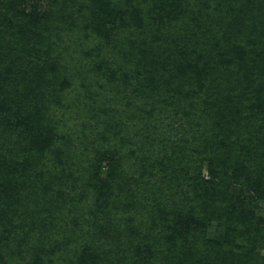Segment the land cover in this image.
<instances>
[{
    "label": "rangeland",
    "instance_id": "rangeland-1",
    "mask_svg": "<svg viewBox=\"0 0 264 264\" xmlns=\"http://www.w3.org/2000/svg\"><path fill=\"white\" fill-rule=\"evenodd\" d=\"M227 1L0 0V193L4 175L7 179V172L17 165L19 182L15 192L8 193L12 206L34 194L32 199L55 202L54 215L67 214L65 204L71 205L70 200L82 194L85 208L80 204L71 212L79 226L90 220L89 209L96 210L101 199L102 216L112 218L113 226L108 228L123 238L121 243L114 235L103 241L110 242L111 251L126 264L134 260L138 264H264V114L263 132L247 150L231 146L218 135L217 123L202 120L204 115L191 109L194 95L211 84L216 89L221 55L207 47L212 41L222 46V39L208 41L211 26L204 37L194 39L189 35L193 18L176 19L183 9L194 17L208 3L221 6ZM242 1L238 6L232 1L237 15L229 16L246 10L250 2ZM164 15L177 21L166 24L167 30L159 25ZM245 26L243 40L253 41L257 24ZM89 30L92 37L86 39ZM130 38L138 43L137 59L147 55L153 60L144 71L115 66L116 78L106 77L113 61L107 44L123 41L129 45L125 40ZM99 43L101 58L96 59L94 48ZM126 51L134 47H125ZM99 61L108 69H101ZM250 63L247 70L254 64L251 58ZM196 68L206 76L189 80ZM137 71L142 73L140 87L150 89V78L157 87L142 108L145 120L150 121L148 127L140 119L144 114L129 105L135 97L131 76ZM238 71L231 66L230 72ZM114 80L118 84L111 83ZM191 83L198 87L191 98L180 94L183 85L186 89ZM262 85L260 80L242 101L248 114L247 98ZM144 96L135 105L145 101ZM260 105L257 108L264 111V104ZM39 121L44 125L43 138L50 142L49 152L42 153L35 143ZM23 134L28 138L25 141L20 140ZM146 136L156 143H147ZM113 158L117 163L109 179ZM213 167L217 178L207 185ZM195 171L201 174L198 181L191 180ZM41 172L43 185L34 180ZM93 173L94 183L88 188ZM83 176L84 181L76 186L75 179ZM103 182H108L104 192ZM254 190L262 194L257 197ZM47 216L44 212L42 219ZM17 219L13 218L14 224L20 222ZM21 224L26 222L21 220ZM160 231L173 239L177 252L151 255ZM4 236L5 232L0 233V257H5L0 264L14 260ZM12 242L17 249V240Z\"/></svg>",
    "mask_w": 264,
    "mask_h": 264
},
{
    "label": "trees",
    "instance_id": "trees-1",
    "mask_svg": "<svg viewBox=\"0 0 264 264\" xmlns=\"http://www.w3.org/2000/svg\"><path fill=\"white\" fill-rule=\"evenodd\" d=\"M232 1L237 4L236 6L243 2L242 0H228L226 4L223 3L221 6H215L213 3L210 4L207 2L208 4L204 6L205 9L201 13L196 12L194 17L191 16L190 11L188 10L186 12L187 14H184L185 9H183L180 15L176 14V19H184V17L193 18V20L189 22L190 25L193 24V30L190 29L189 35H192L193 37L196 36L194 39L197 38L198 40L199 37H204L210 26L209 37H207L208 41L214 40L215 38L222 39V46L220 45V47H217L215 46L216 43L212 41L207 47V49L211 48L216 52L218 50V56L221 55L219 57L221 64L219 62L217 75L218 84L216 89L213 84H211L210 88L206 87L205 91H202V94L194 95V100L190 102L191 109L202 113L204 115L202 120L217 123L215 127L218 129V135L221 134L225 141L231 143V146H237L242 149L247 148V150H249L254 146V141L258 140L256 138L263 132L261 120L264 111H261V108L257 107L262 106L260 104H264V85H262L254 95H250V97L247 98V101H250L251 110L249 112L251 114L246 112V105L244 106L242 101L249 91L256 89L255 85L259 83L260 80L264 83V41L260 40V38H264V0H260V3L253 0H247L250 3L245 6L246 8L244 9L246 10H243L242 14L236 17L229 16L235 14L236 11V6ZM224 5L226 9H224ZM56 13L59 14L60 12L58 11ZM161 19L162 23L159 25L166 30L168 23L174 25L177 22L174 19H168L165 15L162 16ZM239 23L241 25H239ZM255 23L257 24V29H255L254 40L250 41L247 39L244 41L245 34L242 32V29L245 30V28H248L245 26L247 24ZM70 26H72V24H70ZM258 26H260V29ZM60 27L59 24L55 26L56 32H59ZM72 27L75 29L77 28V25L75 24ZM230 30L233 32L229 33L228 31ZM89 31L90 35H86V39L92 37V32L91 30ZM55 36L56 34L53 35V37ZM125 41H128L129 45H126L123 41H113V44H107V51L109 52L110 47L113 51L111 57L113 61L109 63L111 65L109 71L107 70L108 67L103 64L104 61H101V63L100 61L98 62V64L103 65L101 66V69L105 68V70H107L106 77L112 79L116 78L114 73L115 66H123V70H126L127 66H135V69L140 68L144 71L148 62L153 60V57L147 55H145L144 59H137V54L134 52L137 49L138 43L131 38ZM144 43L145 41H143V44ZM225 44L227 46L226 49L224 48ZM100 46L101 44L99 43L97 48H94V50H96L93 56L96 59L101 58V54L98 53V48ZM125 47L132 50L134 47V51L125 52ZM250 58L251 62L254 64L249 70H247L248 66H251ZM232 65L238 68V74L230 72ZM91 67L92 66H90V68ZM194 73V77H191L192 79L190 78L189 80H199L200 75L206 76L201 71V68H198V72L197 68L193 70L192 74ZM196 73L197 75L199 74L198 78ZM249 73L251 74L250 76ZM141 76V71H137L135 75L131 76L132 82H135V87L131 94L135 97L130 99L131 102L129 105L131 107L134 106V108L136 106L135 109L144 114L140 116V119L145 123V127H148L150 121L148 119L145 120L146 116L142 108H144V106L147 107L145 103H149L148 94L157 92V87L155 85V80L151 78L150 82H152V84L150 89L143 86L140 87L139 80L141 79ZM111 83L118 84L115 80ZM185 85H183V91H181L180 94L186 96L189 94L190 96H188V98H191L193 92L195 93V89L198 88L196 87L197 84L191 83L186 89H184ZM221 86H230L229 88L231 89L227 91L221 89ZM237 88L239 89L238 94H236ZM216 90H218V92ZM171 91L175 90L171 89ZM177 93H179V91ZM143 95H145V101L143 99L140 105H135V102L140 101ZM257 102H260V104ZM255 108L258 110L256 111ZM37 126L35 133L37 132L38 135H40L36 138V145L41 147L40 149L42 153L51 151L50 142H47V139H44L43 134H41L43 131L41 127H44L43 123L39 121ZM27 139L28 138L25 137L24 134L20 137L21 141ZM145 140L147 143H151V145H154L157 141L151 136H146ZM220 140L219 143L225 146V143ZM22 155H25V153ZM212 160L215 161V159ZM250 161H252V159H250ZM116 163L117 161H115L114 158L110 160V166L108 168L109 179L113 177L112 173L114 172ZM212 166H214L213 163ZM13 168L12 171L7 172V179L5 176L6 174L4 175V179H2L3 184L1 185L4 190L0 193V233H6L4 239L7 242L5 243L7 248H9L8 254L14 259L7 264H126L122 257L115 256L111 251L112 246L110 242L105 243L103 241L104 238L109 240L114 235L113 237L121 243L123 238L120 233H116L108 228L113 226V224H111L112 218H109V216H102L104 213L103 207L100 203V201H102L101 199H98L96 210L89 209L90 218L87 219L90 220L86 221V223H80L81 225L79 226L74 219V215H71V212L74 214L75 208L80 207V204L82 205V208H85L87 201L86 197L82 194L79 195L77 199L72 198V200H70L71 205L68 203L65 204L68 212L67 214H62L60 212V215H54L53 208L55 202L52 203L49 201L50 203L48 204L46 199H32V197L35 196L34 194L29 195L26 199L21 198L20 201H17V203L12 206L11 197L8 193L11 189L14 191L15 185L19 182V167L16 165V167ZM93 168L96 169L97 167ZM7 169L10 168L7 167ZM33 170L35 169H32V171ZM32 171H30V173ZM176 173V170L171 172L173 178ZM216 174V169L213 167L212 174L210 173L209 178L207 179L208 181H205V183H207V185L212 184L217 178ZM38 177L39 179L34 177V180L39 181L40 184L43 185L45 181L44 173L41 172ZM84 177L85 176L80 180L75 179L74 184L77 186L81 183L80 181L83 182ZM97 177L99 178L98 180H100V173L97 174ZM200 178V172L195 171V176H192L191 180L198 181ZM94 179L95 175L93 173V176L87 185L88 188L93 186ZM237 179L238 178L236 177V180ZM103 183L104 184H101L100 187H104V192L107 190L106 187L108 182ZM219 183L221 184L222 181L220 180ZM37 186H39V184H37ZM253 192L257 197L262 194V192H256V190ZM105 196L106 195H104V197ZM106 199H109V197H106ZM2 204L3 208L1 207ZM20 209H25V211L21 212ZM55 211H60V209H56ZM44 212L48 215V218L45 220L42 219ZM14 217H17V220L20 222L18 223V221H16L14 224ZM20 219L26 222V225H22ZM115 228L117 227L115 226ZM117 229L118 232H120L119 228ZM163 233L164 231H160L158 238L154 241L156 246L152 248L151 255L163 253L162 251H169L170 253L177 252L175 247L176 243H173V239H169V237ZM10 236H14V238H11ZM131 238L132 237L130 236V239ZM14 240H17V249L13 248L12 241ZM38 243H41L42 245H39ZM18 244L20 246H18ZM101 257H105L104 260H102ZM3 258L5 259L4 256L0 257V259ZM131 264H138V261L134 260Z\"/></svg>",
    "mask_w": 264,
    "mask_h": 264
}]
</instances>
